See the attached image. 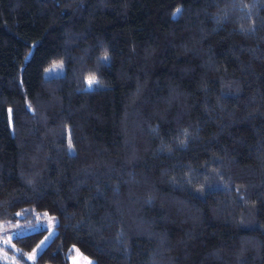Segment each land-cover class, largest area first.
I'll return each mask as SVG.
<instances>
[{"label":"trees","instance_id":"trees-1","mask_svg":"<svg viewBox=\"0 0 264 264\" xmlns=\"http://www.w3.org/2000/svg\"><path fill=\"white\" fill-rule=\"evenodd\" d=\"M45 215L34 264H264V0H0V224Z\"/></svg>","mask_w":264,"mask_h":264},{"label":"rangeland","instance_id":"rangeland-1","mask_svg":"<svg viewBox=\"0 0 264 264\" xmlns=\"http://www.w3.org/2000/svg\"><path fill=\"white\" fill-rule=\"evenodd\" d=\"M46 74L50 73V71H46ZM44 73V75H46ZM58 73V72H53ZM54 225L55 218L42 216L41 218L38 216L35 218V222L28 226L22 227L17 224L13 225H4L0 224V263L5 264H34V259L36 255L41 251V249L45 246V244L49 241L51 236L54 233ZM39 229H45L46 235L39 242V244L28 254L24 256L22 262H18L15 260L13 255H10L5 251V248H11L10 239L15 236H19L22 234L30 233ZM71 257L69 259V264H92V261L81 255L74 247L71 248Z\"/></svg>","mask_w":264,"mask_h":264},{"label":"snow or ice","instance_id":"snow-or-ice-1","mask_svg":"<svg viewBox=\"0 0 264 264\" xmlns=\"http://www.w3.org/2000/svg\"><path fill=\"white\" fill-rule=\"evenodd\" d=\"M89 86H91L93 83H95V81L94 80H89Z\"/></svg>","mask_w":264,"mask_h":264}]
</instances>
